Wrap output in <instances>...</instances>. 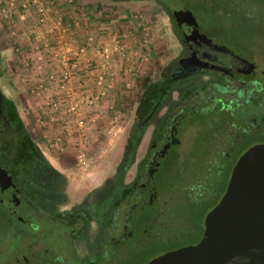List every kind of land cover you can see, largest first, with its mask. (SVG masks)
Listing matches in <instances>:
<instances>
[{
    "label": "flooded vegetation",
    "instance_id": "obj_1",
    "mask_svg": "<svg viewBox=\"0 0 264 264\" xmlns=\"http://www.w3.org/2000/svg\"><path fill=\"white\" fill-rule=\"evenodd\" d=\"M146 1L176 41L95 186L73 191L52 165L1 83L0 55V264H147L194 246L239 159L264 147V0Z\"/></svg>",
    "mask_w": 264,
    "mask_h": 264
},
{
    "label": "rangeland",
    "instance_id": "obj_2",
    "mask_svg": "<svg viewBox=\"0 0 264 264\" xmlns=\"http://www.w3.org/2000/svg\"><path fill=\"white\" fill-rule=\"evenodd\" d=\"M95 4L97 8L93 11L92 6ZM72 10L77 13L75 22L79 28L82 26L85 30L81 41H88L89 36L93 41L101 38L114 41L115 33L118 32L115 27L119 25L122 40L126 41L122 49V58L115 56L114 60L120 65L117 73L119 78L115 81L117 88L106 95L107 100H111V107L106 109L105 122L102 123V126H105L101 127L102 129L98 126L95 128L101 129V132L96 136L93 151L97 155L96 163L91 169L85 172L75 171L74 153L65 154V151L69 150L65 143H59L57 148L52 146L50 139L45 136L48 126H45L42 113L36 110V95L31 91L35 88L36 70L33 63H27L30 41L34 37L30 25H33L35 19L31 15L24 24L19 20L17 9L10 11L11 17L7 16L9 12L6 14L2 0H0V55L4 73L1 83L5 91L13 97L18 110L24 115L35 141L40 144L43 152H46L45 155L51 156L49 160L52 165L62 173H67L69 188L77 191L87 184L85 178L89 177L95 165L100 163L104 165L109 153H112V157L110 162H106L107 171L111 173L114 170L113 166L118 163L132 122L135 101L147 82L157 76L165 61L164 51L173 45L176 39L172 35L167 17L151 1L69 0V12ZM211 24L212 21H209L207 26ZM88 148L92 149V145H88ZM104 150L106 152L102 154ZM188 164L182 162L179 168L185 171L189 167ZM209 207L210 203L205 207L201 206L202 212H206Z\"/></svg>",
    "mask_w": 264,
    "mask_h": 264
},
{
    "label": "built area",
    "instance_id": "obj_3",
    "mask_svg": "<svg viewBox=\"0 0 264 264\" xmlns=\"http://www.w3.org/2000/svg\"><path fill=\"white\" fill-rule=\"evenodd\" d=\"M64 1L69 4V0ZM2 2L5 4L6 14L9 12L7 15L9 17L10 11L17 9L21 22H26L33 11L38 34L34 36L35 41H30L27 63H33L35 67L37 84L31 91L36 97L45 95V103L51 110L52 120L58 119L64 131H68L69 127V137L73 134L80 138L82 144H79L75 153L76 161L81 170H89L96 162V154L85 150L84 143L87 140L85 129L88 124L94 123L95 118L89 117L87 120L79 114L95 109L101 97L113 87L111 68L113 57L122 56L120 40L114 39L116 42L112 45L96 44L97 41H93L89 36L87 43L94 49L91 54L87 53L88 46H79L75 49L60 46L54 50L50 45L51 40L57 38L58 43H61L68 31V25L57 9L61 6L58 0H2ZM42 30L44 32H41ZM38 74L43 77L38 79ZM86 80L92 81L99 90L93 93L90 86L88 94L87 91L84 93Z\"/></svg>",
    "mask_w": 264,
    "mask_h": 264
},
{
    "label": "water",
    "instance_id": "obj_4",
    "mask_svg": "<svg viewBox=\"0 0 264 264\" xmlns=\"http://www.w3.org/2000/svg\"><path fill=\"white\" fill-rule=\"evenodd\" d=\"M147 264H264V147L239 159L202 239Z\"/></svg>",
    "mask_w": 264,
    "mask_h": 264
},
{
    "label": "crops",
    "instance_id": "obj_5",
    "mask_svg": "<svg viewBox=\"0 0 264 264\" xmlns=\"http://www.w3.org/2000/svg\"><path fill=\"white\" fill-rule=\"evenodd\" d=\"M58 3H60L61 6H59L57 9L60 11V14L63 15V17L67 23L68 31H67V35L65 36V39L64 40L62 39L61 43H58L59 41H57V38H55V40L54 39L51 40L50 45L54 47L53 48L54 50H56L57 48H60V46L61 47L70 46V47H72V49H75V47H79V46H84V47L88 46L89 48L87 50V53L91 54L94 49L90 45H88L87 41H81L82 35L84 34L85 30H84V28H82V26L79 28L78 23L75 22V19H77V13L74 10L69 12V4L67 2H65L64 0H58ZM30 15L35 16L33 14V11H31ZM26 22H23V23L26 24ZM118 23H120V22H118ZM30 27H31L32 35H34V36H35V34L37 35L38 31L36 29L35 20H34L33 25H30ZM119 27H121V25L115 27L119 33L118 32L115 33L114 39L118 38L120 40L119 43L121 44V48L123 49V47H125L126 41L124 39L122 40V35L120 33L121 28H119ZM41 32H44V30H42ZM125 34H123V36H126ZM54 37H56V36H54ZM32 41H35L34 37H33ZM115 42L116 41H107L105 38H101L95 43L96 44L100 43V44L112 45ZM116 57H119L120 59L122 58V56H120V55H116ZM114 60H115V56L113 57V67L111 68V71L113 72V77H112L113 87L109 88V91H107L105 96L101 97V100L96 105L95 109L83 111L81 114H79V115H81L82 118L87 119V120H89L88 119L89 117L95 118L94 123L88 124V127L85 129L86 134H87V140L84 143L85 150L88 152H91L93 154H94L93 151L95 148L96 136H99L97 133H100L101 129H102L101 127L105 126V125L102 126V123L105 122L106 109L111 107V105H110L111 100H107L106 95L111 93L112 91H114V89L117 88V83L115 81H117V79L119 78V75L117 73H119V70H120L119 66L120 65L118 63H115ZM50 68H52V67H50ZM118 68H119V70H118ZM38 75H39L38 79L43 77V75H41V74H38ZM34 78H36L35 79V81H36L37 80L36 72H35ZM36 84L37 83L35 82V85ZM85 85H86V87H84L85 88L84 93L87 91V94H88V88L90 86H91L90 88H92V90H93V93H95L99 90V88L94 86L92 84V81H90V80H86ZM44 98L46 99L45 95H44V97H36L37 103L35 105H36V110L38 109L42 113V116L45 119V122H46L45 126H48V129H46V131H45V136L50 139V142L52 143L51 145L56 146L57 148H58L57 145L59 143H65V145L69 148V150L65 151V154L69 153V155H70V153H74V156H75V153H76L77 149L79 148V144H82V142H80V138L76 135L73 136V134H70V137H69V127H68V131L63 130L64 128L62 126V123H60L59 120L57 119V114H55V119H57V120L56 121L52 120L51 110H50V108L48 109V106L45 103ZM42 123H44V121ZM97 126H98V128H101V129L95 130V128H97ZM58 139H60V140H58ZM88 145H92V149H89ZM104 152H106V150H104L102 152V154H104ZM111 157H112V153H109L106 161L104 162V165H100L101 163L98 165H95V167L91 170L89 177L85 178V181H86L85 183L91 184V186H95L97 184H100L103 181V179L105 177H107V175L110 174L107 171L108 165H106V162H108V161L110 162ZM116 165L117 164H115L113 166V168L116 167ZM75 167H76L75 171L81 170L78 167L77 161H76ZM81 172H83V171H81Z\"/></svg>",
    "mask_w": 264,
    "mask_h": 264
},
{
    "label": "trees",
    "instance_id": "obj_6",
    "mask_svg": "<svg viewBox=\"0 0 264 264\" xmlns=\"http://www.w3.org/2000/svg\"><path fill=\"white\" fill-rule=\"evenodd\" d=\"M113 1H117V0H113ZM97 8V4H95V6H92L93 11Z\"/></svg>",
    "mask_w": 264,
    "mask_h": 264
}]
</instances>
